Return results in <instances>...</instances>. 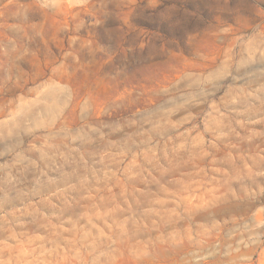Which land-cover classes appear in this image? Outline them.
Listing matches in <instances>:
<instances>
[{
    "label": "rangeland",
    "instance_id": "374dc122",
    "mask_svg": "<svg viewBox=\"0 0 264 264\" xmlns=\"http://www.w3.org/2000/svg\"><path fill=\"white\" fill-rule=\"evenodd\" d=\"M219 4L0 0V264H264V0Z\"/></svg>",
    "mask_w": 264,
    "mask_h": 264
},
{
    "label": "clouds",
    "instance_id": "9594fccd",
    "mask_svg": "<svg viewBox=\"0 0 264 264\" xmlns=\"http://www.w3.org/2000/svg\"><path fill=\"white\" fill-rule=\"evenodd\" d=\"M129 5L134 4L135 0H128ZM245 10L248 13H251L254 11V7L251 3H246L244 5ZM219 10L220 11H232L231 9L228 8V0H220L219 4ZM261 16L264 17V13H261ZM162 19L168 20L169 24L174 26L175 24L179 23L178 20L173 19V13H165L162 14ZM250 16L245 15L244 12H241L239 9L236 10V24L238 27H243L249 22ZM264 22V21H262ZM98 23V21H97ZM131 27V25H129ZM217 27H221V25L217 24ZM121 30H123L121 28ZM190 41H195L196 37L195 36H189ZM42 71L46 72L47 69H42ZM20 85H16V87H19ZM85 85H81V87H84ZM6 96H7V89L5 85H0V102L6 103ZM105 127H108V125H104Z\"/></svg>",
    "mask_w": 264,
    "mask_h": 264
}]
</instances>
